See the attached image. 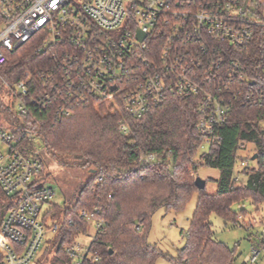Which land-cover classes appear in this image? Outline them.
Returning <instances> with one entry per match:
<instances>
[{
    "label": "built area",
    "instance_id": "built-area-1",
    "mask_svg": "<svg viewBox=\"0 0 264 264\" xmlns=\"http://www.w3.org/2000/svg\"><path fill=\"white\" fill-rule=\"evenodd\" d=\"M31 43L50 64L14 85L22 115L28 103L54 107L61 122L74 106L120 92L126 112L142 118L170 96L195 98L201 146H210L237 103L264 107V88L242 59L256 47L264 52V0H0V68ZM46 158L35 135L0 128V264H32L47 231H58L45 221L55 196L41 177ZM79 215L95 233L66 247L74 264L92 257L104 225L98 208Z\"/></svg>",
    "mask_w": 264,
    "mask_h": 264
},
{
    "label": "trees",
    "instance_id": "trees-1",
    "mask_svg": "<svg viewBox=\"0 0 264 264\" xmlns=\"http://www.w3.org/2000/svg\"><path fill=\"white\" fill-rule=\"evenodd\" d=\"M38 58L31 43L0 68V121L16 135H35L48 159L89 173L69 204L55 205L45 216L59 227L45 250V255L52 254L51 264L73 263L65 249L89 231L79 212L95 208L104 225L90 246L92 257L83 264H157L161 257L174 264H235V251L214 238L211 216L237 225L240 213L234 205L247 200L264 205V107L237 103L209 153L196 160L202 138L195 98L170 96L142 118L126 112L120 92L74 106V115L61 122L54 107L41 112L28 103V114H14V85L25 72L50 64L48 58ZM242 59L250 77L264 88L261 48L244 53ZM243 161L249 166L237 172V163ZM203 166L220 171L213 180L215 194L195 185ZM41 177H47L44 168ZM195 193L199 199L186 244L175 259L150 243L152 219L160 209L183 210Z\"/></svg>",
    "mask_w": 264,
    "mask_h": 264
},
{
    "label": "rangeland",
    "instance_id": "rangeland-1",
    "mask_svg": "<svg viewBox=\"0 0 264 264\" xmlns=\"http://www.w3.org/2000/svg\"><path fill=\"white\" fill-rule=\"evenodd\" d=\"M11 106L14 114L18 115L17 103H13ZM4 126L5 124L1 120L0 128L11 132L10 129H6ZM209 150L210 146L203 144L198 149L195 159L198 160L201 155L208 154ZM43 165L47 176L45 180L55 190L53 200L46 205L44 211L55 205L64 206L69 204L75 191L89 177L87 171L62 167L53 160L48 159V157L43 161ZM240 168V163H237L236 171L238 172ZM219 176V170L203 166L199 168L197 177L207 181L206 192L208 194H215L217 185L213 180H217ZM239 178L241 181L246 180L244 174H239ZM198 199L199 194L195 193L187 206L179 212H167L165 209L157 211L152 219V227L149 234L150 243L157 245L165 254H169L175 259L178 258L180 250L186 244L185 234L195 213ZM233 209L240 213L237 225L226 223L217 215L211 216L214 238L235 251V264H246V259L252 255L255 249L259 251L256 264H264V205H254L250 200H247L242 204L234 205ZM241 210L244 211L241 213ZM51 225L52 222L49 220L48 227H51ZM94 233L95 229L92 226L87 236L82 237L80 242L83 245L88 244L90 241L89 236ZM53 237L54 234L51 231H47L43 244L32 264H51L52 254L45 255V250L50 247ZM157 264L174 263L161 257L158 259Z\"/></svg>",
    "mask_w": 264,
    "mask_h": 264
},
{
    "label": "water",
    "instance_id": "water-1",
    "mask_svg": "<svg viewBox=\"0 0 264 264\" xmlns=\"http://www.w3.org/2000/svg\"><path fill=\"white\" fill-rule=\"evenodd\" d=\"M139 38H140L141 40H143V39L145 38V36L140 35ZM256 158H257V156H255V157L253 158V160H255ZM206 184H207V182H206L205 180L201 179V178H197L196 181H195V185H196V187H197L199 190H201V191H203V190L206 189Z\"/></svg>",
    "mask_w": 264,
    "mask_h": 264
}]
</instances>
